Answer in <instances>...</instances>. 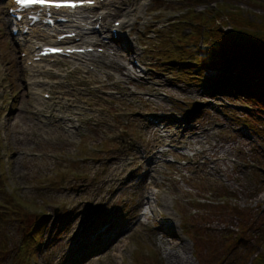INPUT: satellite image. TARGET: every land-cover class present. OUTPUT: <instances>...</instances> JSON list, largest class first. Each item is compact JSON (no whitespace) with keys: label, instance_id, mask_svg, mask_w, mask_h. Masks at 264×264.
<instances>
[{"label":"rangeland","instance_id":"obj_1","mask_svg":"<svg viewBox=\"0 0 264 264\" xmlns=\"http://www.w3.org/2000/svg\"><path fill=\"white\" fill-rule=\"evenodd\" d=\"M115 1L121 11L83 42L105 53L73 73L59 59L40 101L22 56L36 39L11 36L0 0V264H174L175 253L252 264L264 241V113L214 92L201 60L217 25H264V0ZM124 18L137 22L110 41ZM40 103L59 118L49 128L30 113Z\"/></svg>","mask_w":264,"mask_h":264},{"label":"trees","instance_id":"obj_2","mask_svg":"<svg viewBox=\"0 0 264 264\" xmlns=\"http://www.w3.org/2000/svg\"><path fill=\"white\" fill-rule=\"evenodd\" d=\"M217 26L201 60L204 71H216L207 79L208 86L218 95L248 100L264 113V25L243 18L228 31L227 22ZM261 247L252 264H264V241Z\"/></svg>","mask_w":264,"mask_h":264},{"label":"bare ground","instance_id":"obj_3","mask_svg":"<svg viewBox=\"0 0 264 264\" xmlns=\"http://www.w3.org/2000/svg\"><path fill=\"white\" fill-rule=\"evenodd\" d=\"M116 4H119V2L118 1H115V0H111L110 2H108L107 4H105V5H100L98 8H100V10H98V8H96V14L93 16V17H90L89 16V13H91V12H89V10H90V8H84V9H80V10H77L76 11V13H74L73 15H71V23L70 24H68V25H65V26H62V29H60V28H58V27H54V28H52V29H45V30H41L40 28H39V26H37V28H39V30H41L40 31V33L37 35V37H36V43L35 44H40L42 47L43 46H52V45H54V43L56 42V38H57V36L58 35H62V34H68L69 32H71V31H76V30H80V31H82V29H85V28H87L88 29V33H84V31H83V33H82V39L84 40V41H86V37L85 36H87L88 34H90V32L91 33H96L95 31H93L92 29H91V26H95L96 24H98V22H99V20L101 19V15H105V13L107 12V11H109V13L111 14V11L110 10H113L112 8H114V10H120V7L119 6H117V7H115L116 6ZM7 6H8V10L9 9H15V6H14V4H13V0H10V3H8L7 4ZM125 11H127L126 9H125ZM69 12V11H68ZM68 12L67 11H61L60 13L61 14H63V15H61V16H65V17H67L68 18ZM108 13V14H109ZM8 14H9V12H8ZM129 14H130V11H127L123 16H126V17H128L129 16ZM107 19V17H105V19H104V21ZM127 19V18H126ZM126 19H124L123 20V23H128L129 21H127ZM136 19V18H135ZM130 20H132L131 22H129V25H131V26H134L135 24H136V22L137 21H134V18L133 19H130ZM85 24V25H84ZM88 24H89V26H88ZM96 27V26H95ZM68 29V28H70L71 30H69V31H64L63 29ZM61 31L60 33H58L59 31ZM112 36V35H111ZM108 37H110V35L108 36ZM113 37V36H112ZM117 37H120V35L119 36H117ZM113 39H114V37H113ZM66 42H68V40H66ZM127 43H131V41L130 40H127L126 41ZM30 44H34L33 42H30ZM32 45V46H30L28 49H27V51H26V53H27V61H29V65L31 66V67H29V66H27L26 67V69H28L29 71H30V73H31V77H29V79L27 80V83H28V85L30 86V88H31V95L33 96V95H36L37 96V98L39 97H42V99L40 98V101L41 100H43L44 101V94L42 95L41 94V92L39 93V91H37V89H36V87H37V84L38 83H42L41 82V76L44 74V72L46 71V69H45V71L43 72L42 71V68H48L49 66H43V65H41L42 64V62L43 61H45V60H47L48 58H46V59H44V60H42L40 63H37V62H35L34 61V58H35V55H34V52H35V46L36 45ZM89 45H87V47H88ZM131 47H132V44H131ZM133 49V51H135L136 50V47H133L132 48ZM37 52H40V50H38ZM96 52H98V51H96ZM88 57H90V59H91V61H93V59L92 58H95V57H98V58H100V56H98L97 54H92V55H88ZM82 62V61H81ZM91 64L92 65H94V63L93 62H91ZM116 64L118 65L119 63L118 62H116ZM112 65V64H111ZM112 66H114V65H112ZM78 69L79 70H83L84 69V67L83 66H80L79 65V67H78ZM51 71L53 70V69H50ZM87 72H89V70L87 71ZM60 78H62L63 80H61V82L59 83V84H61V88H64V86H65V83L67 82V79H68V75H62V74H57ZM126 75V74H125ZM127 76H129V77H132V73L131 72H129L128 74H127ZM137 77H139V78H143L144 77V74H143V72H142V74H140V75H137ZM44 82V81H43ZM46 82V81H45ZM117 83H122V81H121V79H119V80H117ZM72 87V90H73V92H74V94L73 95H68V102H70V104H67L68 106H73V107H75V108H77V110L78 109H80L81 107L78 105V103L77 102H79L78 100V98H76V96L78 95V92H76L75 90H77V89H80L79 87H78V84H74L73 86H71ZM68 94H70L69 92H68ZM33 109L34 110H30V113L32 114V115H36L37 114V112H40V117H42V118H44V120L45 121H43V120H40V123L41 124H45L48 128H49V124L48 123H53V122H58L59 121V118H57V116L54 114V113H52L51 112V114H47V115H44L43 114V112H45V109H44V105L42 104V103H40V109H38L37 110V105L36 106H34L33 107ZM77 114H79V113H77ZM61 120H63L64 121V123L66 122V117H62L61 118ZM69 120V119H68ZM68 126V125H67ZM66 126V127H67ZM74 126H78V125H73V126H71V128H73ZM67 128H70V126H68ZM68 130V129H67ZM66 131V130H65ZM73 131H75V130H73ZM68 132V131H67ZM158 132V131H157ZM156 132V133H157ZM47 134H49V135H47ZM22 135L24 136L25 135V133H22ZM44 135L45 136H47V137H52V136H54V133L52 132V131H48V132H46V133H44ZM18 140H20L21 141V138H19ZM57 142V140L56 139H53V140H50V142ZM66 144H68V146L70 147V145H69V143H66ZM66 144H63V145H66ZM42 156H44V155H42ZM38 157H39V155H38ZM132 166H130V164L128 165V167L126 168V167H123V168H121L120 170H119V175H117L116 176V178L115 179H113L112 180V182L109 184V185H116L118 182H120V180H121V177H122V175H124V174H126L128 171H130L132 168H131ZM131 174V173H130ZM128 177H130L129 175H128ZM122 184V183H121ZM119 187H121V186H119ZM117 189H118V187H117ZM108 201H109V199H107ZM159 204V203H158ZM163 215V214H162ZM169 227H171L170 225H168ZM164 227V226H163ZM165 228V227H164ZM121 238H119L117 241H119ZM170 247H172V246H170ZM185 246H184V253L186 254V250H185ZM169 258L170 259H172L173 261H174V264H186V263H188L189 262V258L188 257H186V258H184V257H181L180 255H178V254H169Z\"/></svg>","mask_w":264,"mask_h":264},{"label":"snow or ice","instance_id":"obj_4","mask_svg":"<svg viewBox=\"0 0 264 264\" xmlns=\"http://www.w3.org/2000/svg\"><path fill=\"white\" fill-rule=\"evenodd\" d=\"M87 3H92L93 0H86ZM17 5L23 7H29L31 5H41L45 8H55V9H67V8H76L75 3H71L70 0H15ZM50 51L60 52L64 51L63 49H51ZM72 51V49H69Z\"/></svg>","mask_w":264,"mask_h":264}]
</instances>
